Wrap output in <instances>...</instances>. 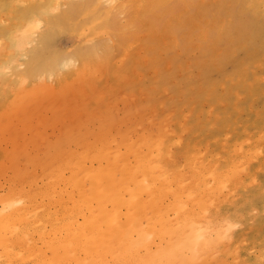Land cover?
I'll return each instance as SVG.
<instances>
[{
	"label": "rangeland",
	"instance_id": "obj_1",
	"mask_svg": "<svg viewBox=\"0 0 264 264\" xmlns=\"http://www.w3.org/2000/svg\"><path fill=\"white\" fill-rule=\"evenodd\" d=\"M92 1L0 0V67L22 62L43 29L50 34L38 65L77 58L72 70L59 69L61 79L17 88L9 73L0 77V212L17 207L0 228V264H54L61 222L80 221L68 211L76 192L65 181L75 162L94 166L84 153L101 145L152 151L166 223L178 204H194L197 227L230 225L222 252L205 264H264V0H117L104 19L113 3L91 9ZM69 8L12 53L25 11L47 19ZM213 184L211 199L199 194Z\"/></svg>",
	"mask_w": 264,
	"mask_h": 264
},
{
	"label": "bare ground",
	"instance_id": "obj_2",
	"mask_svg": "<svg viewBox=\"0 0 264 264\" xmlns=\"http://www.w3.org/2000/svg\"><path fill=\"white\" fill-rule=\"evenodd\" d=\"M116 1L117 0H109V2L113 3V6L110 7V10H106L107 12L104 11L103 19L108 16L114 7H116ZM98 2V0H93L92 3L94 5L91 9H94ZM71 11H73V8H69V11L62 13L59 16L45 18L46 20L41 17L42 14H40L38 10L25 11L22 16L24 17L26 14L27 16L24 19H21L23 20L21 21V23L23 22V26L21 27L22 29L19 31V34L17 36H10L9 46L11 47L12 53L21 50L20 46H23V44H26L27 42L26 34L33 32L43 21L45 24H48V26H54ZM93 21L95 20H92L91 22ZM88 25L85 28H87ZM93 25H95V23L90 25L91 36H95L98 33L95 31ZM18 27L20 28V26ZM102 28H104V26ZM99 32L101 33V31ZM49 34V31L46 29L38 32L36 37L28 42L33 44L32 52L23 50L22 53H20V56L24 58L22 62L17 60V62H15L17 56L15 57L14 55L15 58L9 59L1 65L0 77L9 73V78H13V85L19 88L20 86H26L27 80L32 78L38 80H45L49 77L61 79L62 77L59 76V69H67L68 71L72 70L77 61L76 57H67L57 62H44L43 64L38 65L35 53L45 46L46 42L49 40ZM85 40L83 41L85 42ZM1 42L3 43L4 41ZM2 43H0L1 46H4ZM2 53L4 54V52ZM93 53H96V51L93 50ZM78 57L81 58L79 55ZM6 82L8 81L6 80L3 86L6 85ZM1 86L2 84L0 85V88ZM5 88L7 89V87ZM1 89L0 93L4 91V88ZM21 89L22 88L18 90ZM10 95L12 96V94ZM23 96H26V94H20V97ZM152 141L150 144H148L149 142L147 144L151 146V143H156V141ZM128 142L129 141H127V143L124 142V145L120 144L125 147L130 145ZM101 146L98 147L99 149L97 150H95L96 148L89 151H87V149L85 150L84 156L93 160L96 163L94 166H87L85 163L75 162L72 167L71 175L68 179L66 178L67 180L65 182L71 187L70 190L72 192H76V197L74 198L70 196L68 199H71V206H68L66 203L65 206L70 207L69 210L67 209L70 212V215H75L76 218L78 216L80 221L76 222L77 219H73V217H71V220L68 215L67 218L70 219H66L68 223L65 224L67 222L66 220V222H61V224L67 225V227H65L66 229H63L65 230L63 231L65 232L64 236H61L62 233L59 235V237L61 236L62 238L60 237L57 246L61 248L60 250H62V252L56 255L53 260L54 264H205L206 261L208 262L207 258L209 253L216 252L214 250L222 252L221 249L224 246L220 245L223 244V237L226 236H224L223 232L227 229V226L230 227V225L223 223L222 225L224 227H222L220 223L214 228L205 225L197 227L196 223L199 222L200 217L198 218V215L196 214L195 217L191 212L192 208L190 206L192 204L188 205V208H186V204H178L176 208L171 209L174 213L173 215L176 216V220H172L169 223L164 221L163 213L166 211L159 201L161 196H163V192L165 193V188L159 186L160 184L162 185V181L157 175L158 169L154 164L155 162L153 161V155L151 154L152 151L150 149L143 152L130 145L129 148L126 147L125 150L123 148L122 152L119 151V149L112 151ZM66 165V168L70 167V165ZM225 174L227 173L225 172ZM213 181H215L214 178ZM215 184H213L214 186L211 185L210 188H202L201 191L199 190V194H203L205 197L208 193H214L215 188L213 189V187H216L218 183L216 186ZM220 193L221 192H217V194ZM69 194L72 195L73 193L70 192L68 195ZM177 195L178 192H175V198L178 197ZM211 197L214 200V197ZM65 199L66 198H64V200ZM203 204L204 203L202 202V205ZM60 205L62 206V204ZM65 206L63 203L62 210L64 211H66L67 208H65ZM204 206L200 205L199 207L203 209ZM9 207L10 206L6 207L7 210H5V208V211L0 212V228H4L5 224L8 225L7 222L11 219L13 220V217L16 214L17 207L14 209ZM67 212L62 213L65 214ZM61 215L62 214H60V216ZM60 216L58 219L62 220L63 217L61 218ZM61 227H63V225ZM226 237L224 240H226ZM156 238L160 242L158 245L154 243ZM60 250L58 252H60ZM79 254H83V258H79ZM106 256L107 258L109 256L108 262H106L108 259L103 260ZM2 257L6 256L3 255Z\"/></svg>",
	"mask_w": 264,
	"mask_h": 264
}]
</instances>
